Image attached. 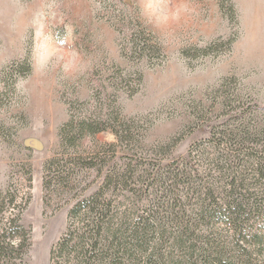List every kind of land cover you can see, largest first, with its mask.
<instances>
[{
  "label": "rangeland",
  "instance_id": "rangeland-1",
  "mask_svg": "<svg viewBox=\"0 0 264 264\" xmlns=\"http://www.w3.org/2000/svg\"><path fill=\"white\" fill-rule=\"evenodd\" d=\"M70 119L125 120L139 137L138 157L157 161L163 152L155 158L154 149L177 141L168 161L190 164L191 145L211 129L264 130V0H0V201L11 183L13 212L31 230L28 264H49L68 210L132 154L100 152V171L79 164L80 183L44 189L51 158L82 164L95 143L116 142L109 127L62 147ZM222 147L208 152L225 154ZM139 194L115 199L141 214L149 199ZM252 263L264 257L244 264Z\"/></svg>",
  "mask_w": 264,
  "mask_h": 264
},
{
  "label": "trees",
  "instance_id": "trees-1",
  "mask_svg": "<svg viewBox=\"0 0 264 264\" xmlns=\"http://www.w3.org/2000/svg\"><path fill=\"white\" fill-rule=\"evenodd\" d=\"M108 123L74 126L68 120L60 130L62 147L84 136L95 141L109 127L116 142L95 143L82 164L57 157L44 164V189L51 183L71 188L80 183L74 176L79 164L100 171V152L117 146L132 152L120 167L108 169L97 190L68 210L66 230L50 248L49 264H244L264 257V193L255 192L264 187V130L243 123L211 129L209 139L191 145L190 164L186 158L168 161L177 141L158 145L153 157L163 155L157 161H144L128 122ZM222 145L225 154L208 152ZM215 174L224 181L222 188ZM9 185L0 201V264H28L31 230L20 222L21 211L13 212L17 195ZM139 190L149 199L141 214L115 199Z\"/></svg>",
  "mask_w": 264,
  "mask_h": 264
}]
</instances>
